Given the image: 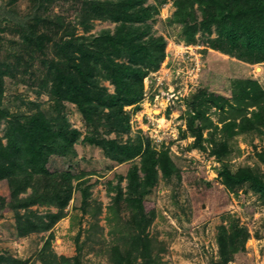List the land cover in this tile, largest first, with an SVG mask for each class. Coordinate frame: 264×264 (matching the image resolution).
I'll use <instances>...</instances> for the list:
<instances>
[{
  "label": "rangeland",
  "instance_id": "1",
  "mask_svg": "<svg viewBox=\"0 0 264 264\" xmlns=\"http://www.w3.org/2000/svg\"><path fill=\"white\" fill-rule=\"evenodd\" d=\"M35 1L0 0V45L4 46L0 50V62L6 60L5 49H13V44L20 48L23 27L18 21L29 15ZM173 3L174 0H145V5L157 9L149 20L150 31L166 39V52L158 66H151L144 76L142 99L125 106L130 125L127 130L113 129L105 116L100 120V115L95 116V121L88 122L75 103L53 98L40 77L21 80L22 76L17 79L7 74L2 76L4 92L0 108L6 114L0 117V136L4 143L7 142L5 132L17 123L19 116L23 122L37 111L52 118L56 132L66 130L68 137L75 139L74 153L48 155L46 167L53 179L35 173L14 198L9 178H0L1 257L11 256L26 264H57L49 262L55 254L58 258H71L68 264L75 260L80 264H118L116 258L120 254L114 251L115 247L122 254L128 251L132 231L128 222L133 217L124 198L127 175L135 164L140 165L141 156L129 160L106 156L101 147L83 140L90 134L123 143L139 136L155 149L169 150L178 172L170 177H163L160 172L156 183L144 195L147 214L152 209L155 211L145 230L153 239L155 264H222L217 239L223 226L229 230L232 222L247 227L250 235L227 264H264V201L248 186L234 193L219 176L225 165L233 171L251 167L264 175V163L257 156V152L264 150V126L263 132L235 136L229 141L230 152L221 158L212 153L207 142V149L193 147L194 137L188 129L192 113L189 102L194 95L207 89L231 97L236 83L247 79L257 80L264 88V62L248 63L212 48L209 40L216 36L214 28L212 34L199 30L194 40L186 41L181 25L170 22L176 10ZM70 5L59 0L53 9L68 19H77L80 8ZM91 23L92 27L85 29L83 23L75 22L76 34L91 35L116 26V22L104 19H94ZM26 60L20 61L19 75L30 65ZM9 61L14 63V58ZM35 61L34 68L42 69L40 61ZM32 70L30 67L28 72ZM104 74L99 76L100 85L114 92V83ZM209 113L214 121L219 120L220 114L214 109ZM69 167L80 178L72 181V196L64 210L67 214L50 228L42 229L41 222L49 221L47 215L58 211L53 202L57 196L54 187L61 179L56 174ZM117 186L124 192L118 214L114 211ZM86 187L90 193L87 204L83 201ZM25 224L37 226L22 234L20 226ZM133 255L135 264H141L137 251Z\"/></svg>",
  "mask_w": 264,
  "mask_h": 264
},
{
  "label": "trees",
  "instance_id": "2",
  "mask_svg": "<svg viewBox=\"0 0 264 264\" xmlns=\"http://www.w3.org/2000/svg\"><path fill=\"white\" fill-rule=\"evenodd\" d=\"M57 1L59 0H36L29 15L23 21H18L23 27L20 31L23 39L19 44L20 48L13 44V49H5L6 60L0 62V105L4 92L2 76L7 74L16 79L22 76L21 80H25V77L27 80L38 77L48 87L47 91L53 98L75 103L88 122L95 121V116L100 115L99 120L105 116L113 124V129L127 130L130 125L126 119L125 106L142 99L144 76L151 66H158L165 57L166 39L161 35L155 36L150 31L149 20L154 17L157 9L153 5H145V0H62L71 3L70 6L80 8L77 19L72 20L54 11L53 5ZM173 4L176 10L170 22L181 25L186 41L194 40L199 30L207 34H212L215 30L216 36L209 40L212 48L248 63L264 62V0H174ZM94 19L112 20L116 22V26L114 29L103 28L91 35L76 34L75 22L83 23L85 29H90ZM148 34L150 36L145 39L144 36ZM1 48L4 46L0 45V50ZM125 57L129 60L126 61ZM13 58L14 63H11L9 60ZM23 58L30 65L19 75L20 61ZM35 60L40 61L42 69L34 68ZM30 67L33 70L28 72ZM104 72V76L114 83V92L100 85L99 76ZM236 86L231 97L207 89L192 97L189 102L192 113L188 129L194 137L193 147L207 149V142L212 153L221 158L230 152L229 141L235 136L263 132L264 88L255 79L237 82ZM213 109L220 114L217 122L209 113ZM3 114L6 111L0 108V117ZM20 118L19 116L18 121H15L17 123L9 126L5 132L6 143L0 136V178H9L14 198L21 189L26 188L29 178L35 173L53 179L46 167L50 153H74L72 143L75 138L68 137L66 130L56 132L52 126V118H48L42 111L27 116V120L23 122ZM196 120H200V123L196 124ZM205 130L208 132L205 133ZM83 140L101 147L106 156L119 160L141 156L140 165L135 164L127 175L126 197L122 188L115 187L118 192L114 198L117 204L115 213L118 214V204L124 197L133 220L128 222L132 228L128 251L122 254L118 247L114 251L120 254L116 258L118 264H135L136 256L133 251H137V256L141 257V264H155L153 239L145 232L155 211L152 209L147 214L144 195L156 183L160 172L163 177H170L177 171L169 150L155 149L139 136L125 143L90 134ZM257 156L264 163V150L257 152ZM21 175L23 178H19ZM56 175L61 179L55 182L57 187H54L57 189V196L53 202L58 211L47 215L49 221L41 222L42 229L50 228L53 223L66 216L64 210L72 196V181L80 178L73 173L71 167ZM219 176L234 193L248 186L259 193L264 201V175L251 167H240L233 171L225 165ZM89 195V188L86 187L83 191V201L86 204ZM34 226L21 225L22 234L33 231ZM223 228L217 242L223 258L222 264H227L238 246L245 245L250 233L247 227L239 226L236 222H232L229 230L224 226ZM51 256V263L68 264L72 261L65 256ZM0 264L26 263L11 256H0ZM72 264L80 262L75 260Z\"/></svg>",
  "mask_w": 264,
  "mask_h": 264
}]
</instances>
